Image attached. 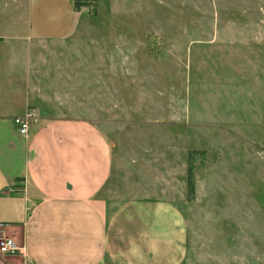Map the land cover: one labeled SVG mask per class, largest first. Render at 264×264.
Wrapping results in <instances>:
<instances>
[{
    "label": "rangeland",
    "instance_id": "374dc122",
    "mask_svg": "<svg viewBox=\"0 0 264 264\" xmlns=\"http://www.w3.org/2000/svg\"><path fill=\"white\" fill-rule=\"evenodd\" d=\"M82 7L70 36L43 53L65 59L54 75L77 64L87 77L102 72L103 116L117 123L109 131L119 148L142 160L143 193L162 186L186 219L182 264H264V0Z\"/></svg>",
    "mask_w": 264,
    "mask_h": 264
},
{
    "label": "crops",
    "instance_id": "0c3cea01",
    "mask_svg": "<svg viewBox=\"0 0 264 264\" xmlns=\"http://www.w3.org/2000/svg\"><path fill=\"white\" fill-rule=\"evenodd\" d=\"M6 1L0 10V238H12L20 250L0 253V264H182L186 219L162 186L143 193L136 171L142 160L119 148L109 131L117 123L103 116L102 72L87 77L85 64H77L74 72L68 67L54 75L65 59L43 53L70 36L83 7L76 9L74 0ZM69 58L81 60L76 53ZM30 107L36 119L23 136L12 118Z\"/></svg>",
    "mask_w": 264,
    "mask_h": 264
},
{
    "label": "built area",
    "instance_id": "2783aa9c",
    "mask_svg": "<svg viewBox=\"0 0 264 264\" xmlns=\"http://www.w3.org/2000/svg\"><path fill=\"white\" fill-rule=\"evenodd\" d=\"M36 119V111L34 108L30 107L21 114L14 116L12 118V123L14 124L17 131L23 135L27 136L30 130L32 122ZM20 250L17 243L8 237L0 238V253L2 254H13Z\"/></svg>",
    "mask_w": 264,
    "mask_h": 264
},
{
    "label": "trees",
    "instance_id": "16d2710c",
    "mask_svg": "<svg viewBox=\"0 0 264 264\" xmlns=\"http://www.w3.org/2000/svg\"><path fill=\"white\" fill-rule=\"evenodd\" d=\"M88 0H74V7L79 9L80 7L86 5ZM192 153H189L188 164H187V179H186V192L187 199H190L194 194V180H193V170H192Z\"/></svg>",
    "mask_w": 264,
    "mask_h": 264
}]
</instances>
